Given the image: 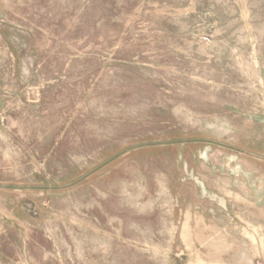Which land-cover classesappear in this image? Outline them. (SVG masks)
Masks as SVG:
<instances>
[{
	"label": "rangeland",
	"instance_id": "rangeland-1",
	"mask_svg": "<svg viewBox=\"0 0 264 264\" xmlns=\"http://www.w3.org/2000/svg\"><path fill=\"white\" fill-rule=\"evenodd\" d=\"M0 264H264V0H0Z\"/></svg>",
	"mask_w": 264,
	"mask_h": 264
}]
</instances>
